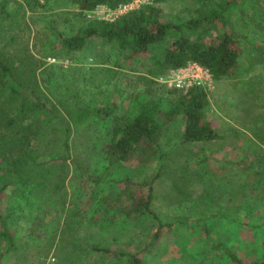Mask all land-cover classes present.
Returning a JSON list of instances; mask_svg holds the SVG:
<instances>
[{"label":"rangeland","instance_id":"1","mask_svg":"<svg viewBox=\"0 0 264 264\" xmlns=\"http://www.w3.org/2000/svg\"><path fill=\"white\" fill-rule=\"evenodd\" d=\"M146 1L141 5L158 6L165 21L191 16L190 0ZM4 2L5 11L17 15L0 29V54L19 58L24 86L20 96L34 87L36 94L44 92L70 108L84 106L89 114L77 124L67 118L72 127L70 158L63 171L48 175L51 186L28 195L6 190L3 201L14 205L20 217L13 225L17 247L4 254L1 264H129L125 256L114 261L99 252H64L57 247L61 226L68 215L79 219V209L81 222L73 223L67 236L126 255L142 250L157 222L163 223L152 253L142 254L144 264H236L214 248L207 235L245 264L262 257L264 178L249 164L264 170V55L244 51L231 74L214 79V88L206 92L204 113L222 138L183 143L184 120L177 115L164 119L157 140L163 157L137 151L127 161L109 159L102 151L110 139L109 117L95 115L92 107L113 100L115 112L122 113L132 91L147 89L151 97L162 99L184 91L157 80L168 70L149 72V54L132 59L99 39L89 40L70 58L56 55L50 27L67 37L82 23L74 0H41L37 6L0 0V7ZM255 3L253 8L249 1L241 2L228 26L246 34L247 42L259 44L264 38V0ZM14 63L18 59L8 64ZM19 101L12 103V110ZM36 154L37 160L44 156ZM90 176L96 178L94 183ZM56 180L61 183L59 199ZM150 184L154 215L127 214V196H146ZM92 185L98 188L96 196ZM108 195L114 199H106ZM105 200L116 212L111 229L101 231L93 224L91 207L106 206Z\"/></svg>","mask_w":264,"mask_h":264},{"label":"trees","instance_id":"2","mask_svg":"<svg viewBox=\"0 0 264 264\" xmlns=\"http://www.w3.org/2000/svg\"><path fill=\"white\" fill-rule=\"evenodd\" d=\"M25 1L28 4L32 2L33 6L41 5V0ZM74 1L83 16L77 32L65 37L57 29L50 27L55 37L56 55L64 58L72 57L89 40L99 39L102 43L114 46L118 52L128 54L132 59L149 54L153 58L149 72L155 75L195 61L206 67L213 79H219L231 74L244 51L257 50L260 58L264 55V38L259 44L247 42L246 34H237L231 24L230 28L228 26L230 16L239 9L241 2L249 1V5L255 8L256 0H190L192 8L188 12H191V16L175 15L170 21L162 18L161 8L154 4L140 5L110 21L88 17L87 14L99 5L115 8L131 0ZM161 1L163 0H154ZM47 2L48 0H43L44 4ZM4 4L5 2L0 7V29L6 22L11 23L17 15L5 11ZM15 59H18V64H8ZM21 70L16 54H0V264L4 254L17 247L13 225L20 217V211L15 212L14 205L8 206L3 201L6 190L11 188L19 194L28 195L37 194L49 186L48 175L63 171L70 158L68 135L72 127L68 121L77 124V119H85L89 114L84 106L78 105L79 109L70 108L60 100L52 101L51 96L44 92L36 94L34 87L30 93L20 96L24 89ZM18 98L20 101L12 110V103ZM47 102L51 104L47 105ZM206 104L207 94L198 87H191L184 93L175 92L174 98L167 99L153 98L147 89H142L131 92L128 106L122 113L115 112L117 104L113 100L103 106L92 107L91 110L97 116L109 117L110 139L102 150L104 157L127 161L137 151L163 157L157 140L162 132L164 119L177 115L184 120L181 134L183 143L209 142L222 138L204 113ZM35 152L44 155L41 160H37ZM249 168L256 176L264 178L263 169H256L252 163ZM89 178L94 183L93 179L96 178ZM60 184L56 180L58 199ZM97 190L92 185L91 192L95 196ZM151 196V184L146 196H127V214L154 215L149 207ZM106 199L113 200L114 197L108 195ZM105 205L91 207L93 224H97L101 231L111 229L114 225L112 217L116 211L110 210L111 203L106 200ZM96 213H99L98 218L95 217ZM78 216L79 219H71L68 215L65 224L61 226L60 238L56 243L60 250L99 252L103 257L114 261H122L121 257L125 256V261L129 264H144L142 254L152 253L165 226L157 222L158 228L142 250L126 255L97 242L89 243L81 241L82 238L78 240L67 236L74 229L73 223L81 222V209ZM207 237L214 248L228 254L234 263L245 264L222 243L216 242L209 235ZM262 252L260 259L247 264H264V241Z\"/></svg>","mask_w":264,"mask_h":264},{"label":"built area","instance_id":"3","mask_svg":"<svg viewBox=\"0 0 264 264\" xmlns=\"http://www.w3.org/2000/svg\"><path fill=\"white\" fill-rule=\"evenodd\" d=\"M145 1L131 0L127 3L119 4L115 8L99 5L93 11H90L87 16L112 21L128 11L138 8ZM157 80L161 83H168L184 92L191 87L201 88L205 92H209L214 88V79L210 71L195 61L187 62L179 68L168 69Z\"/></svg>","mask_w":264,"mask_h":264}]
</instances>
